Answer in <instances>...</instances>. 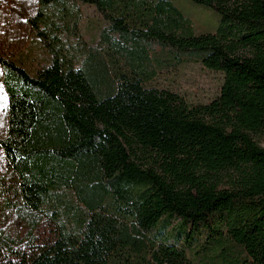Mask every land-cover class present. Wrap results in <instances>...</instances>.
<instances>
[{
    "label": "trees",
    "instance_id": "obj_1",
    "mask_svg": "<svg viewBox=\"0 0 264 264\" xmlns=\"http://www.w3.org/2000/svg\"><path fill=\"white\" fill-rule=\"evenodd\" d=\"M185 1L214 26L194 34L175 0H36L46 63L33 76L0 59L1 209L18 225L0 249L28 244L29 264H264V0ZM75 2L104 22L79 57ZM152 45L220 74L217 95L146 87ZM44 223L56 235L40 246Z\"/></svg>",
    "mask_w": 264,
    "mask_h": 264
},
{
    "label": "rangeland",
    "instance_id": "obj_2",
    "mask_svg": "<svg viewBox=\"0 0 264 264\" xmlns=\"http://www.w3.org/2000/svg\"><path fill=\"white\" fill-rule=\"evenodd\" d=\"M177 7L183 13H189L185 18L191 31L197 34L203 27L211 29L217 22V16L212 11H202L195 8L185 0H175ZM78 16V32L83 45L73 37L65 38L67 45L73 48L76 57L81 51L99 48V36L104 26L102 17L94 7L78 2L73 3ZM36 0H0V59L11 60L24 68L30 75L46 63L45 52L36 37L31 20L38 16ZM152 56H157L161 65L155 64V76L151 78L146 87L169 90L179 94L189 105L206 104L218 93L222 83L220 74L207 70L195 58L188 55L172 56V51L163 50L157 45L151 46ZM1 80V67H0ZM7 96L0 82V139L6 128ZM255 141L264 147V134L254 136ZM7 163L0 149V175L7 173ZM4 214L0 199V227L15 230L18 226L13 219L4 223ZM175 225V223H173ZM196 238L203 240V232ZM56 235L52 223L42 224L36 231V244L43 246L53 240ZM35 250L26 244L21 249L7 253L0 249V264H29ZM199 264V263H197Z\"/></svg>",
    "mask_w": 264,
    "mask_h": 264
}]
</instances>
